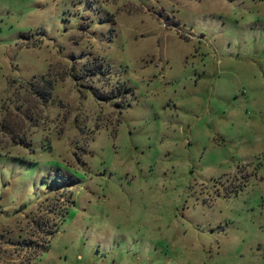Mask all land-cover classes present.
Segmentation results:
<instances>
[{
  "label": "rangeland",
  "instance_id": "374dc122",
  "mask_svg": "<svg viewBox=\"0 0 264 264\" xmlns=\"http://www.w3.org/2000/svg\"><path fill=\"white\" fill-rule=\"evenodd\" d=\"M0 264H264V0H0Z\"/></svg>",
  "mask_w": 264,
  "mask_h": 264
},
{
  "label": "trees",
  "instance_id": "16d2710c",
  "mask_svg": "<svg viewBox=\"0 0 264 264\" xmlns=\"http://www.w3.org/2000/svg\"><path fill=\"white\" fill-rule=\"evenodd\" d=\"M50 90L51 89H49L47 91L39 90V94L38 95L44 100V102H47L48 99L50 98V93H51ZM129 93H131V89H129V88L126 89L125 88L124 91L122 92V94L118 92V93L113 94L111 96L103 95L100 100H103V101H106L107 102V101H110L112 99L121 98V96L122 97H125ZM75 182H76V179L75 178H72L68 182L65 181V182L62 183V182L57 181V184H61V186H63V188H65V187H67L69 185L74 184ZM61 198H63V197L60 196V198L58 200H56V201H58V202L61 201ZM62 202L64 204L62 205V207L60 208V210H59V207L56 208L54 206V208H52L53 210L51 211V214H55V216L57 217V221H55V223L52 225L51 229H48L50 227L48 225H46L47 224L46 222H42V221L41 222H38L36 219L33 220V223L38 227V229L42 233H46L48 236H51V237L54 236L57 233V230H58L57 229L58 228L57 227L58 226V222L59 221H63L65 219V217L67 215L68 208L70 206H72V204H73L74 201L65 198ZM52 204H53V202H50V205H52ZM52 207H53V205H52ZM45 226H48V227H46L47 229L45 228ZM48 243H49V241L46 242L45 245L48 244ZM46 250H47V247L43 246V247H41L40 252L41 251H46Z\"/></svg>",
  "mask_w": 264,
  "mask_h": 264
}]
</instances>
